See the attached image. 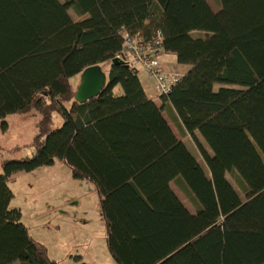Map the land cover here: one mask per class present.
<instances>
[{"label":"trees","instance_id":"1","mask_svg":"<svg viewBox=\"0 0 264 264\" xmlns=\"http://www.w3.org/2000/svg\"><path fill=\"white\" fill-rule=\"evenodd\" d=\"M217 3L215 12L207 0H0V119L41 116L32 156L3 163L0 264H58L9 186L56 161L94 184L117 264H264V0ZM159 31L165 52L190 67L160 107L136 70L112 63L126 34ZM93 66L107 86L79 103L71 78ZM170 110L210 174L174 134Z\"/></svg>","mask_w":264,"mask_h":264},{"label":"rangeland","instance_id":"2","mask_svg":"<svg viewBox=\"0 0 264 264\" xmlns=\"http://www.w3.org/2000/svg\"><path fill=\"white\" fill-rule=\"evenodd\" d=\"M207 2L213 10L219 11L217 0ZM70 14L75 21L81 20L73 10ZM79 78L80 76L71 78L76 89ZM141 79L147 78L142 75ZM146 83L150 95H155L156 82L150 80ZM116 93L121 95L122 90L119 88ZM40 119L37 112L19 113L10 115L5 120L0 119V175L5 161L32 156L34 148L31 144L37 134ZM3 122L7 123L5 127ZM62 124V117L55 115V127H61ZM175 130L179 133L176 128ZM186 142L194 152H199L192 137H188ZM199 161L205 172L210 174L201 154ZM19 174L9 181L14 194L11 206L21 210L30 235L48 249L52 260L58 264H117L108 249L106 224L101 216L100 198L94 184L87 179L74 178L72 171L60 161L44 166L36 173H23L16 177ZM228 179L244 198L236 177L228 175ZM173 188L195 212L184 191L176 184Z\"/></svg>","mask_w":264,"mask_h":264},{"label":"built area","instance_id":"3","mask_svg":"<svg viewBox=\"0 0 264 264\" xmlns=\"http://www.w3.org/2000/svg\"><path fill=\"white\" fill-rule=\"evenodd\" d=\"M163 43L160 31L150 39H144L140 34H126L124 46L117 56L134 70L140 67L150 79H154L159 98L169 95L181 78V75L164 68L163 58L167 53Z\"/></svg>","mask_w":264,"mask_h":264},{"label":"crops","instance_id":"4","mask_svg":"<svg viewBox=\"0 0 264 264\" xmlns=\"http://www.w3.org/2000/svg\"><path fill=\"white\" fill-rule=\"evenodd\" d=\"M215 12H217L216 10H214ZM163 66L166 70H168L169 72H172V73H177L181 76H184L190 69L189 66H185V65H180L178 63V60H177V57L175 55H172V54H166L163 58ZM136 72L138 73L140 79H141V76L143 75L145 78H147L146 80H142L141 79V82H142V85L146 91V94L147 96L153 100V102L158 106L160 107L161 106V100L158 96V93H157V90H156V93L155 95L152 94L150 95V92H149V87H148V83L146 82H149L150 80H154V79H150L147 74H145V72L140 68V69H136ZM80 79V78H79ZM155 81V80H154ZM156 82V81H155ZM80 84V80H79V83L77 85V88ZM155 89H156V84H155ZM157 95V97H156ZM163 115H164V118L166 119V121L169 123L171 129L173 130L174 134L176 135V137L178 138V140L184 142L187 147L189 148V150L191 151V153L198 159H200V153L197 152V150L194 152L191 147L188 145V143L186 142V139L190 136H184V134L182 133V131L180 130L179 128V121L177 120V116L175 114V112H173L172 110H170L169 112L167 111H164L163 112ZM178 130L179 133L176 132L175 128ZM198 135V134H197ZM191 138V137H190ZM201 143L203 144L202 142V139L199 138ZM205 148L207 149V147L205 146ZM199 154V156H198ZM41 169V168H40ZM39 171V169L37 170ZM37 171L33 172V173H36ZM31 173V174H33ZM21 175H23V173H20L19 175H17L16 177H20ZM180 197V196H179ZM184 202V201H183ZM185 203V202H184ZM188 207V206H187ZM189 208V207H188ZM190 209V208H189ZM190 211L192 213H194L193 210L190 209ZM196 211V210H195Z\"/></svg>","mask_w":264,"mask_h":264},{"label":"water","instance_id":"5","mask_svg":"<svg viewBox=\"0 0 264 264\" xmlns=\"http://www.w3.org/2000/svg\"><path fill=\"white\" fill-rule=\"evenodd\" d=\"M112 63L114 65H124V61L115 58ZM107 74L101 66H93L87 68L80 75V84L75 94V100L79 103H85L100 95L107 86Z\"/></svg>","mask_w":264,"mask_h":264}]
</instances>
